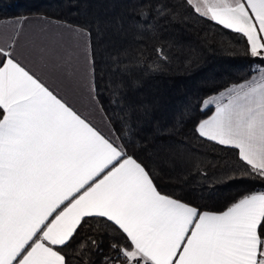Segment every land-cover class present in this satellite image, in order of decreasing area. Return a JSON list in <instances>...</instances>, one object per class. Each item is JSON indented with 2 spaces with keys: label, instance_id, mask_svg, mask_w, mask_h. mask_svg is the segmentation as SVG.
Here are the masks:
<instances>
[{
  "label": "snow or ice",
  "instance_id": "obj_1",
  "mask_svg": "<svg viewBox=\"0 0 264 264\" xmlns=\"http://www.w3.org/2000/svg\"><path fill=\"white\" fill-rule=\"evenodd\" d=\"M187 3L264 57V0ZM0 39V264H68L62 249L91 217L118 233L103 264H264V191L222 212L161 193L145 166L22 65L15 36ZM38 55L71 74V51ZM209 105L196 132L238 149L246 175L264 180V72Z\"/></svg>",
  "mask_w": 264,
  "mask_h": 264
},
{
  "label": "trees",
  "instance_id": "obj_2",
  "mask_svg": "<svg viewBox=\"0 0 264 264\" xmlns=\"http://www.w3.org/2000/svg\"><path fill=\"white\" fill-rule=\"evenodd\" d=\"M34 15L88 33L98 103L123 150L161 193L222 212L264 191V180L246 175L237 149L195 130L212 113L202 106L208 97L264 66L241 33L199 15L187 0H0V20ZM118 238L104 218H85L62 252L68 264H103Z\"/></svg>",
  "mask_w": 264,
  "mask_h": 264
},
{
  "label": "crops",
  "instance_id": "obj_3",
  "mask_svg": "<svg viewBox=\"0 0 264 264\" xmlns=\"http://www.w3.org/2000/svg\"><path fill=\"white\" fill-rule=\"evenodd\" d=\"M192 8L196 11L193 6ZM196 12L211 20L200 12ZM68 29H73L74 31L69 32ZM80 31H83L84 35H80ZM0 35L5 38L9 35L15 36L17 42L13 49L10 50L15 51L17 59L22 65L44 80L51 90L90 121L106 137L120 145L96 97L90 41L89 35L85 30L48 17L34 15L1 19ZM8 42L11 43V41ZM4 46L5 40L0 39V47ZM39 47H43L53 53L71 51L73 56L71 74L61 70H53L50 65L46 66L38 55ZM234 85L210 97L218 96L219 93ZM208 107H213L212 113L215 111L214 105H209ZM202 138L207 139L206 137Z\"/></svg>",
  "mask_w": 264,
  "mask_h": 264
},
{
  "label": "rangeland",
  "instance_id": "obj_4",
  "mask_svg": "<svg viewBox=\"0 0 264 264\" xmlns=\"http://www.w3.org/2000/svg\"><path fill=\"white\" fill-rule=\"evenodd\" d=\"M262 72H264V66L263 67H260L259 69H258V71H257V73L253 76V77H259L261 74H262ZM202 106L204 107V103L202 104ZM206 108V107H205ZM208 108V107H207Z\"/></svg>",
  "mask_w": 264,
  "mask_h": 264
}]
</instances>
